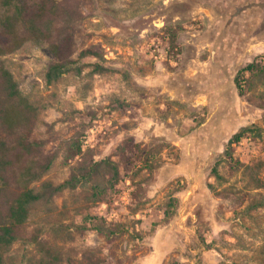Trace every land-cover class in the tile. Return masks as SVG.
I'll use <instances>...</instances> for the list:
<instances>
[{"label": "rangeland", "instance_id": "rangeland-1", "mask_svg": "<svg viewBox=\"0 0 264 264\" xmlns=\"http://www.w3.org/2000/svg\"><path fill=\"white\" fill-rule=\"evenodd\" d=\"M69 6L81 15L73 57L94 49L106 72L48 83L55 56L33 41L3 57L36 109L31 139L55 156L31 187L62 183L93 159L110 158L120 176L102 165L34 204L6 264H34L45 245L61 264H264V70L239 74L264 66V0ZM252 125L226 156L231 136Z\"/></svg>", "mask_w": 264, "mask_h": 264}, {"label": "trees", "instance_id": "trees-1", "mask_svg": "<svg viewBox=\"0 0 264 264\" xmlns=\"http://www.w3.org/2000/svg\"><path fill=\"white\" fill-rule=\"evenodd\" d=\"M4 11L0 14V264H6L5 252L18 239L17 229L30 216L31 208L38 202L48 203L55 195L68 188H76L82 181L98 175L100 167L106 165L112 179L120 176L118 165L110 158L93 159L79 164L71 176L59 184L44 182L39 190L31 185L39 181L50 169L54 155L44 153V142L31 139L36 122V109L22 95L17 81L7 68L3 57L20 49L27 41L46 45L55 56L46 70V81L53 83L63 74L74 72L80 75L86 67L94 73H103L107 68L100 63L102 55L91 48L83 49L73 57V24L81 18L79 12L69 6V0H3ZM172 41L176 35L172 34ZM94 58V62L85 61ZM264 70L263 65L251 62L243 72ZM240 96L243 87L238 85ZM255 125L245 127L228 140L225 155L232 157V146ZM126 144L121 148L125 156ZM81 149L77 146L76 152ZM213 173L218 176V170ZM43 255L34 264H61L62 258L52 246L42 247Z\"/></svg>", "mask_w": 264, "mask_h": 264}]
</instances>
